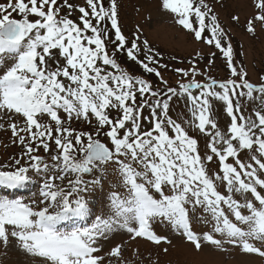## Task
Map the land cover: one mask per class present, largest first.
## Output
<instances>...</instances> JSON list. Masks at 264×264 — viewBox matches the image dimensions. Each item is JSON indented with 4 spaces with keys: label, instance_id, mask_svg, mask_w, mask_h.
Returning a JSON list of instances; mask_svg holds the SVG:
<instances>
[{
    "label": "snow or ice",
    "instance_id": "1",
    "mask_svg": "<svg viewBox=\"0 0 264 264\" xmlns=\"http://www.w3.org/2000/svg\"><path fill=\"white\" fill-rule=\"evenodd\" d=\"M253 3L257 11L246 30L255 34L257 23L264 28V0ZM162 8L196 40L223 54L229 78L217 80L193 60L188 69H175L181 79L170 85L151 66L158 64L159 53L146 39L144 60L139 59L141 30L131 40L125 36L117 0L107 6L104 0L0 3V119L7 118L0 129L10 130L12 143L22 149L0 164V189L42 179L38 200L0 195L5 250L14 246L41 264H105L106 259L128 264L123 244L100 255L103 242L126 232L157 247L170 244L154 230L158 222L198 252L205 244L217 250L233 245L264 258V76L252 83L244 68L234 65L227 33L207 0H162ZM74 13H79L75 20ZM119 52L158 77L159 85L121 68ZM180 101L191 119L170 114ZM215 102L228 118L225 130L218 125ZM74 122L88 130H78ZM191 128L208 137L203 154ZM211 164L217 165L215 172ZM110 177L111 189L124 192L108 191L105 213L90 225L62 228V222L91 215L92 192ZM198 224L211 227L198 232Z\"/></svg>",
    "mask_w": 264,
    "mask_h": 264
},
{
    "label": "rangeland",
    "instance_id": "2",
    "mask_svg": "<svg viewBox=\"0 0 264 264\" xmlns=\"http://www.w3.org/2000/svg\"><path fill=\"white\" fill-rule=\"evenodd\" d=\"M2 2L4 0H0V3ZM70 2L82 4L83 0H70ZM117 2L121 6V28L125 36L130 35L134 38L133 34L137 33V28L139 27L141 30L139 33L141 47L139 56L144 59L143 40L146 39L151 49L155 53H159L155 57L158 64L153 66L158 67V70L170 85L176 86V82L181 79L175 69H188L193 60H195L200 70L207 73V75L217 80L229 78L230 70L227 68V60L223 54L214 46L205 43L204 40H196L192 32L179 25L176 22V16L162 8V0H117ZM207 2L213 8L221 27L227 33L225 44L230 43L232 46L234 65L237 68H244L247 72V79L250 82L259 83L260 77L264 76V28L257 23L255 34L246 30L247 20L257 11L253 0H207ZM13 15L15 16L16 14ZM233 16H238L239 21H233ZM202 35L210 38V32L208 31H205ZM121 53L124 54L120 55L123 65L129 68L132 73L150 81L154 86L159 85L158 77L145 72L138 66L137 62L129 60L126 52ZM198 53L199 55H197ZM213 53L215 54L214 57L212 56ZM209 60L213 61L210 69L208 68ZM160 65H166L167 67H160ZM2 71L3 69H0V72ZM196 79L204 81L205 76L198 74ZM252 106L253 104H249V109ZM214 109L218 117L219 127L221 130H225L228 118L223 113L222 104L215 102ZM170 114L174 118L182 116L191 119L184 106V101H180L178 104L174 103ZM112 115L115 116V112ZM144 115H148L147 110H145ZM6 119V117L0 119V123H5ZM5 126H7L6 123ZM74 127L78 130H88L87 124L84 123L74 122ZM189 135L199 140L200 151L203 154L208 137L199 133L195 128L189 129ZM17 144L12 143L10 130L5 133L4 130L0 129V164L6 163L5 160L10 163L11 157L20 155L22 149ZM247 155L249 154L242 153V158ZM209 167L213 172L217 169L216 164H211ZM113 182L114 178L110 177L105 181L103 187L97 186L93 190L90 197L93 211L88 218L82 220L81 226L90 225L94 222L95 216L105 213L107 193L111 189ZM40 183H42V179L34 177L31 183L24 186V190L12 193V189H0V195H7L10 198H22L25 202L34 199L38 200ZM111 190L124 192L123 187ZM220 191H224L223 187L220 188ZM256 206L259 207L258 203ZM243 211L244 214H248L247 209ZM230 219L234 221L231 216ZM78 224L74 227H77ZM61 227L63 228V226ZM194 227L198 232H202L209 230L211 226L198 224L194 225ZM71 228L66 227V229ZM153 228L158 234L168 237L171 243L162 242L157 247L143 238L132 240L126 232H120L103 242V252L99 254L104 255L116 244H123L122 255L128 264H152V261L157 259L159 264H264V258L256 254L244 253L239 246L225 245V250H217L214 246L205 244L203 249L198 252L182 235L175 233L170 225H162L157 222L153 225ZM216 236L220 238L219 234H216ZM251 242L255 243L256 246H261L259 241ZM164 248L168 249L167 253L162 251ZM137 249L138 256H134L133 252ZM0 264H41V261L27 256L14 246H10L5 250L0 245ZM105 264H108L107 259ZM113 264H117L115 259H113Z\"/></svg>",
    "mask_w": 264,
    "mask_h": 264
},
{
    "label": "trees",
    "instance_id": "3",
    "mask_svg": "<svg viewBox=\"0 0 264 264\" xmlns=\"http://www.w3.org/2000/svg\"><path fill=\"white\" fill-rule=\"evenodd\" d=\"M104 2H105V6H107V4H108V0H104ZM118 12H119V19H121V17H120V12H121V6H119L118 5ZM78 15H79V13L78 14H76V13H74L73 14V16H72V18L75 20L77 17H78ZM120 25H121V20H120ZM129 40H131V39H133L130 35L129 36H126ZM112 49H111V47L109 48V51H111ZM117 55V60H118V63H120V65H121V68H123V69H125V70H127L128 72H132V71H130V69L129 68H127V67H125L124 65H123V63H122V61H121V59H120V55H124L123 53H121V52H119V53H117L116 54ZM127 56V55H126ZM139 59L140 60H144L143 59V57H140L139 56ZM130 60V59H129ZM138 63V62H137ZM138 66L139 67H142L139 63H138ZM151 66H153V65H151Z\"/></svg>",
    "mask_w": 264,
    "mask_h": 264
},
{
    "label": "bare ground",
    "instance_id": "4",
    "mask_svg": "<svg viewBox=\"0 0 264 264\" xmlns=\"http://www.w3.org/2000/svg\"><path fill=\"white\" fill-rule=\"evenodd\" d=\"M75 223H76V221H75V222H68V223L66 222V225H67V226H69V225H74Z\"/></svg>",
    "mask_w": 264,
    "mask_h": 264
}]
</instances>
